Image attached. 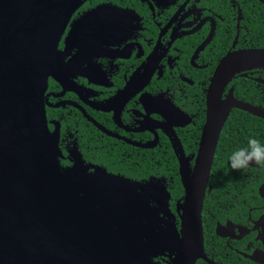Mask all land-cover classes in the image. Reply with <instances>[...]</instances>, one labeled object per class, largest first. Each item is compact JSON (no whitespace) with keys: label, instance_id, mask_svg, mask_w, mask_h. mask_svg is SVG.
Returning a JSON list of instances; mask_svg holds the SVG:
<instances>
[{"label":"flooded vegetation","instance_id":"1","mask_svg":"<svg viewBox=\"0 0 264 264\" xmlns=\"http://www.w3.org/2000/svg\"><path fill=\"white\" fill-rule=\"evenodd\" d=\"M68 2L57 44L59 75L48 77L43 98L48 129L58 137L59 166L79 184L96 169L158 184L167 212L147 196L157 221L129 229L151 235V225L158 232L168 220L179 231L181 156L192 171L219 63L264 50V0ZM95 10L102 16L88 30L92 38L66 46L73 25ZM224 99L264 112V66L250 60L234 70L222 87ZM220 118L201 210L203 250L194 264H264V166L232 170L228 164L249 137L264 144V116L232 106ZM77 166L85 169L79 178L71 171ZM174 253L167 241L149 261L172 264Z\"/></svg>","mask_w":264,"mask_h":264},{"label":"water","instance_id":"2","mask_svg":"<svg viewBox=\"0 0 264 264\" xmlns=\"http://www.w3.org/2000/svg\"><path fill=\"white\" fill-rule=\"evenodd\" d=\"M68 8V0H0V264H152L149 256L162 253L167 241L175 246L172 264H194L203 250L201 210L221 114L236 106L264 116L242 102L221 100V90L250 60L264 66V50L235 53L219 63L192 171L181 156L180 230L166 220L158 232L154 224L151 235L140 236L129 228L157 221L147 196L167 212L158 184L103 169L79 184L58 163V137L48 129L43 98L48 77L59 75L57 44ZM101 16L95 10L80 18L66 46L85 45ZM71 171L79 178L85 169Z\"/></svg>","mask_w":264,"mask_h":264},{"label":"clouds","instance_id":"3","mask_svg":"<svg viewBox=\"0 0 264 264\" xmlns=\"http://www.w3.org/2000/svg\"><path fill=\"white\" fill-rule=\"evenodd\" d=\"M228 164L232 170H244L250 164L264 166V144L256 138L249 137L245 146L230 153Z\"/></svg>","mask_w":264,"mask_h":264},{"label":"trees","instance_id":"4","mask_svg":"<svg viewBox=\"0 0 264 264\" xmlns=\"http://www.w3.org/2000/svg\"><path fill=\"white\" fill-rule=\"evenodd\" d=\"M220 160L223 162L224 160V157L220 155Z\"/></svg>","mask_w":264,"mask_h":264}]
</instances>
